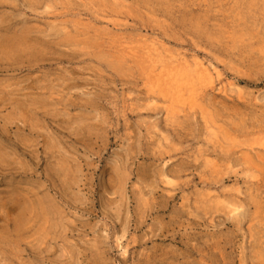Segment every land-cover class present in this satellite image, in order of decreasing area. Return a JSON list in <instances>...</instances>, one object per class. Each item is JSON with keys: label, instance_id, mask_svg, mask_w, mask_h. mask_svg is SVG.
<instances>
[{"label": "rangeland", "instance_id": "374dc122", "mask_svg": "<svg viewBox=\"0 0 264 264\" xmlns=\"http://www.w3.org/2000/svg\"><path fill=\"white\" fill-rule=\"evenodd\" d=\"M263 181L264 0H0V264H262Z\"/></svg>", "mask_w": 264, "mask_h": 264}, {"label": "bare ground", "instance_id": "6f19581e", "mask_svg": "<svg viewBox=\"0 0 264 264\" xmlns=\"http://www.w3.org/2000/svg\"><path fill=\"white\" fill-rule=\"evenodd\" d=\"M149 56V57H148ZM147 57L148 58H144V61L142 64H147L149 68H153L154 66H156L157 64H160L162 66V68H168V63H165L164 59L161 58L160 55H148ZM139 59V58H138ZM143 59V58H142ZM141 60V59H140ZM177 67V68H176ZM175 68H172L174 71L176 69L177 72H182L183 73L185 72V74H190L192 73V70L191 68L188 66V65H184V64H178ZM194 73V71H193ZM195 73H197L195 71ZM204 73V72H203ZM203 76V75H202ZM206 78L203 76V79ZM251 169L258 172V173H261V169L258 168V166H251ZM254 191L255 192H259L260 190H262L264 188V181L261 182V183H257L254 185ZM211 187V186H210ZM259 194V193H258ZM254 195L255 197H253V203L256 204L255 206V209H256V212L254 213L255 214V220H257L258 222V227H257V230L258 232L256 233V236H257V243L255 244L256 248H257V251H258V254L260 255V257L262 258L263 257V254H264V199H262L259 195ZM256 199V200H255ZM238 200V199H237ZM45 201V200H44ZM46 202L44 203H39L36 204L35 202H33V204L30 205V208H27L25 209V213L26 214H29L30 216V222L35 219V218H39L40 214L43 215L44 219L45 220H49V219H52V215L53 214L51 212V209H52V205L50 204H45ZM232 205V204H231ZM54 206V205H53ZM234 206V211L233 209L231 208V210L237 214V212H239V210L243 207V204L241 202H236L233 203ZM55 210V208H53ZM240 213V212H239ZM250 215L248 212H245L243 214H241L237 219H234V223H233V226L234 228L238 231V230H241V227L243 226V224L245 223V221L247 222L248 221V218H247V215ZM22 215V214H21ZM24 215V214H23ZM27 216V215H26ZM55 216V215H54ZM54 218V217H53ZM38 221V220H37ZM46 221V222H47ZM45 222V221H44ZM27 224V223H26ZM31 224V223H30ZM48 224V223H46ZM46 224H44L45 226H47ZM50 224V223H49ZM32 225V224H31ZM29 225V226H31ZM53 225V224H52ZM20 226V224H19ZM50 226V225H49ZM43 227V226H42ZM42 227H41V230L39 231H43L44 229H46V227H44V229L42 230ZM50 228V227H49ZM33 229V228H32ZM40 229V228H39ZM45 231V230H44ZM40 234V232H37ZM251 234V232H250ZM251 237H254V235L251 234ZM258 254H256L255 257L258 258ZM250 264H256L253 262V260H251V263ZM264 264V263H262Z\"/></svg>", "mask_w": 264, "mask_h": 264}]
</instances>
